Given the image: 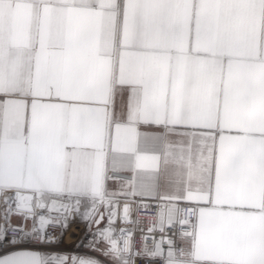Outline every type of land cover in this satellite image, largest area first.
I'll list each match as a JSON object with an SVG mask.
<instances>
[{
    "label": "snow or ice",
    "instance_id": "obj_1",
    "mask_svg": "<svg viewBox=\"0 0 264 264\" xmlns=\"http://www.w3.org/2000/svg\"><path fill=\"white\" fill-rule=\"evenodd\" d=\"M121 197L176 239H113ZM74 220L114 264H264V0H0V264H100L43 251Z\"/></svg>",
    "mask_w": 264,
    "mask_h": 264
},
{
    "label": "built area",
    "instance_id": "obj_2",
    "mask_svg": "<svg viewBox=\"0 0 264 264\" xmlns=\"http://www.w3.org/2000/svg\"><path fill=\"white\" fill-rule=\"evenodd\" d=\"M131 202L133 205L132 212L130 215L132 222L130 230H126V234L131 233L133 252L142 251L145 243H147V246L149 248H152L154 246L153 239H155L156 241H160L162 237L176 239L177 233L180 230L179 225L171 229L166 227L164 232H160L158 228L154 232L148 231L149 227L153 226L156 223L155 216L158 211V205L156 201H144V203L149 204V210L138 208V204L140 203L139 198H133L131 199ZM100 210L104 211V209L101 208ZM106 222L107 214L105 213V220L101 223L102 225H99V227L103 226ZM97 227L98 226L94 227L92 224L91 229H89L86 224L82 229L80 235L75 240H72L71 242L67 243L66 251L69 252V255L83 256L86 253L95 252H100L102 254L103 250H105L107 247L101 248L99 246L100 237L95 235ZM111 227L114 229L112 233L113 239H116L122 245L123 238L121 237L120 231L121 229H123L122 226L120 224L114 223ZM48 231L51 235L58 236L60 229L50 227ZM145 236L148 237V240L146 242L143 239ZM90 244H93L98 250H93L92 247H89ZM162 246L167 249V244H164ZM102 256L105 255L102 254ZM132 259L134 260V264H162V261H153L149 258L142 256H133ZM109 262L111 264H114V262L111 260Z\"/></svg>",
    "mask_w": 264,
    "mask_h": 264
},
{
    "label": "bare ground",
    "instance_id": "obj_3",
    "mask_svg": "<svg viewBox=\"0 0 264 264\" xmlns=\"http://www.w3.org/2000/svg\"><path fill=\"white\" fill-rule=\"evenodd\" d=\"M126 203L129 204V206H131V211L129 213V219L131 220L130 215H131L132 208H133L132 202L131 200H128V199H121L119 200L118 205L115 206L116 211H117L115 223L120 224L123 229L129 231L131 227V223H125L124 220L122 219L123 207ZM85 225H86V222H81L77 220H74L73 222H71L69 225V228L63 234V240L67 243L72 240H75L80 235ZM106 227H108V222H106L103 226H100L99 228L102 229ZM99 246L101 248H105V247H108V244L106 241L100 238Z\"/></svg>",
    "mask_w": 264,
    "mask_h": 264
},
{
    "label": "crops",
    "instance_id": "obj_4",
    "mask_svg": "<svg viewBox=\"0 0 264 264\" xmlns=\"http://www.w3.org/2000/svg\"><path fill=\"white\" fill-rule=\"evenodd\" d=\"M118 188V185L113 184L110 182L109 184V191H116ZM121 199H126L124 197H121L119 200ZM128 200H131L133 198H127ZM101 209H104L103 207H101ZM105 211V210H104ZM43 251H54V252H58V253H65L66 255H69V252L62 249V244L59 242L56 245H53L51 248L48 249H43ZM64 251V252H63ZM85 258H92L95 259L97 261L100 262V264H110V260L107 259V256H102V254L100 252H95V253H86L84 255ZM112 261V260H111Z\"/></svg>",
    "mask_w": 264,
    "mask_h": 264
},
{
    "label": "rangeland",
    "instance_id": "obj_5",
    "mask_svg": "<svg viewBox=\"0 0 264 264\" xmlns=\"http://www.w3.org/2000/svg\"><path fill=\"white\" fill-rule=\"evenodd\" d=\"M130 208H131V206H130ZM107 214V213H106ZM77 221H80V220H77ZM100 225H102V224H100ZM69 228V227H68ZM71 242V241H70ZM60 243L62 244V249H64V250H66L67 249V242H65L64 240H63V237H62V240L60 241ZM56 245V244H55ZM64 252V251H63ZM62 254H65V253H62ZM81 257H84V255L83 256H81ZM85 258V257H84ZM107 259L108 260H110L111 258L110 257H108L107 256ZM112 260V259H111ZM113 261V260H112ZM111 264V263H110Z\"/></svg>",
    "mask_w": 264,
    "mask_h": 264
},
{
    "label": "water",
    "instance_id": "obj_6",
    "mask_svg": "<svg viewBox=\"0 0 264 264\" xmlns=\"http://www.w3.org/2000/svg\"><path fill=\"white\" fill-rule=\"evenodd\" d=\"M100 211H103V210H100ZM103 221H104V220H103ZM103 221H102V222H103ZM102 222H101V223H102ZM93 226L96 227L97 225L93 223Z\"/></svg>",
    "mask_w": 264,
    "mask_h": 264
}]
</instances>
